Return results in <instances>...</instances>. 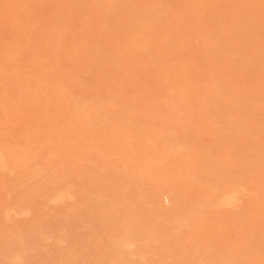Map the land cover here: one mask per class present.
Here are the masks:
<instances>
[{
    "label": "rangeland",
    "instance_id": "1",
    "mask_svg": "<svg viewBox=\"0 0 264 264\" xmlns=\"http://www.w3.org/2000/svg\"><path fill=\"white\" fill-rule=\"evenodd\" d=\"M13 1L0 0V264H264V0Z\"/></svg>",
    "mask_w": 264,
    "mask_h": 264
},
{
    "label": "bare ground",
    "instance_id": "2",
    "mask_svg": "<svg viewBox=\"0 0 264 264\" xmlns=\"http://www.w3.org/2000/svg\"><path fill=\"white\" fill-rule=\"evenodd\" d=\"M2 1H5V0H2ZM7 1H8V0H6V3H7ZM10 1H11V0H10ZM14 1H15V0H14ZM14 1H13V3H14ZM18 1H19V0H18ZM18 1H16V2H18ZM56 1H57V0H56ZM65 1H66V0H65ZM65 1H64V2H65ZM67 1H68V0H67ZM67 1H66V2H67ZM88 1H90V3L93 2V1L91 2V0H86V2H88ZM106 1H107V0H105V3H106ZM111 1H112V0H111ZM115 1H116V0H115ZM20 2H21V0H20ZM84 2H85V1H84ZM94 2H95V1H94ZM99 2H101V1H99ZM102 2H104V1H102ZM4 3H5V2H4ZM58 3H59V2H58ZM95 3H96V2H95ZM97 3H98V2H97ZM117 3H118V2H116V3H114V4H117ZM18 4H19V2H18ZM53 4H54V3H53ZM60 4H61V3H60ZM83 4H84V3H83ZM99 4H100V3H99ZM108 4H109V3H108ZM114 4H113V2H112V4L110 3V5H112V6H113ZM68 5H69V4H68ZM89 5H90V4H89ZM89 5H88V6H89ZM97 5H98V4H97ZM0 6H1V5H0ZM6 6H9V5H6ZM10 6H12V4H11ZM14 6H15V8L17 7L16 5H14ZM93 6H94V8H95V7H96V4L93 5ZM100 6H101V5H100ZM105 6H106V5L104 4L103 7H105ZM116 6H118V5H116ZM1 7H2V6H1ZM4 7H5V6H4ZM22 7H23V6H22ZM26 7H27V4H26ZM53 7H54V6H53ZM84 7H85V6H84ZM84 7H83V9H84ZM97 7H98V6H97ZM5 8H6V7H5ZM10 8L13 9L12 7H10ZM28 8H29V7H28ZM57 8H58V7H57ZM90 8H91V6H90ZM90 8H88V9H90ZM101 8H102V7H101ZM101 8H98V9L101 10ZM113 8H115V6L112 7V9H113ZM16 9L19 10L18 8H16ZM22 9H23V8H22ZM65 9H66V8H65ZM65 9H64V10H65ZM91 9H92V8H91ZM91 9H90V11H91ZM95 9H97V8H95ZM110 9H111V8H110V6H109V10H110ZM116 9H117V8H116ZM116 9H115V10H116ZM7 10L9 11L8 8H7ZM24 10H25V8H24ZM59 10H60V8H59ZM62 10H63V4H62ZM70 10H71V9H70ZM84 10H86V9H84ZM92 10H93V9H92ZM104 10H105V9H104ZM104 10H102V13L100 12L102 15H103V11H104ZM107 10H108V9H106V11H107ZM8 11H7V12H8ZM29 11H31V10L29 9ZM95 11H96V10H95ZM106 11H105V12H106ZM118 11H119V10H118ZM121 11H122V10H121ZM121 11H120V12H121ZM124 11H126V13L128 12V10H125V9H124ZM11 12L15 13V9H14V11L12 10ZM16 12H17V11H16ZM20 12H21V11H20ZM26 12H27V10H26ZM52 12H53V11H52ZM64 12H65V11H64ZM84 12H85V11H83V13H84ZM86 12H87V10H86ZM88 12H89V10H88ZM97 12H98V11H97ZM105 12H104V14H106ZM108 12H109V11H108ZM108 12H107V13H108ZM9 13H10V12H9ZM21 13H22V12H21ZM21 13H20V14H21ZM28 13H29V12H28ZM58 13H59V11H58ZM66 13H67V12H66ZM69 13H71V12H69ZM118 13H119V12H118ZM118 13H117V14H118ZM123 13H124V12H123ZM123 13H122V15H125V13H124V14H123ZM129 13H130V12H129ZM20 14H19V15H20ZM22 14H23V13H22ZM22 14H21V15H22ZM53 14H54V13H53ZM63 14H64V13H63ZM71 14H72V13H71ZM85 14H86V13H85ZM85 14H84V15H85ZM87 14H88V13H87ZM93 14H98V13L94 12ZM101 14L97 15V17H98V16L101 17V16H100ZM115 14H116V13H115ZM117 14H116V15H117ZM17 15H18V14H17ZM80 15H81V14H80ZM90 15H91V14H90ZM119 15H120V14H119ZM122 15H121V17H123ZM128 15H131L130 17H132L133 14H128ZM128 15H127V16H128ZM63 16H64V15H63ZM72 16H73V15H72ZM75 16H77V14H76ZM78 16H79V15H78ZM92 16H96V15H92ZM106 16H107V15H106ZM109 16H110V15H109V13H108V16H107V17H109ZM114 16H115V15H114ZM125 16H126V15H125ZM83 17H84V16H83ZM85 17H86V15H85ZM88 17H89V16H88ZM90 17H91V16H90ZM128 17H129V16H128ZM128 17H127V18H128ZM133 17H134V16H133ZM55 18H56V17H55ZM68 18H70V16H68ZM80 18H81V16H80ZM91 18H92V17H91ZM101 18H105V17L103 16V17H101ZM115 18H118V17H115ZM134 18L136 19V17H134ZM66 19H67V18H66ZM71 19H72V18H71ZM94 19H96V18H94ZM97 19H99V18H97ZM59 20H60V18H59ZM62 20H63V19H62ZM67 20L70 21L69 19H67ZM67 20H66V21H67ZM80 20H81V19H80ZM87 20H88V18H87ZM100 20H101V22H102V20H103L104 22H106V19H105V20H104V19H100ZM107 20H109V18H108ZM116 20H118V19H116ZM124 20H126V19H124ZM34 21H35V20H34ZM49 21H50V20H49ZM57 21H58V19H57ZM89 21H90V20H89ZM112 21H114V20H112ZM134 21H135V20H134ZM136 21H138V20H136ZM29 22H30V21H29ZM60 22H61V20H60ZM86 22H87V21H86ZM98 22H99V20H98ZM104 22H103V23H104ZM118 22H119V21H118ZM120 22H121V21H120ZM126 22H127V21H125V25L128 24V23H126ZM33 23H34V22H33ZM90 23H91V22H90ZM96 23H97V22H96ZM96 23H95V21H94V22L92 21V24H96ZM133 23H135V22H133ZM133 23H131L132 26L136 25V24L133 25ZM139 23H140V22H139ZM45 24H46V23H45ZM58 24H59V23H58ZM109 24H110V23H109ZM109 24H108V26H110ZM111 24H112V23H111ZM115 24H116V23H115ZM115 24L113 23L114 26H115ZM131 24H130V26H131ZM47 25H48V23H47ZM47 25L45 26V28L47 27ZM84 25H85V24H84ZM88 25H89V24H88ZM90 25H91V24H90ZM103 25H104V24H103ZM105 25H107V24L105 23ZM116 25H117V24H116ZM120 25H121V23H120ZM138 25H139V24H138ZM64 26H65V25H64ZM64 26H63V27H64ZM80 26H81V25H80ZM85 26H87V25H85ZM92 26H93V25L89 26V28L92 27ZM96 26H98V25H96ZM100 26H102V24H101ZM65 27H66V26H65ZM81 27H82V26H81ZM94 27H95V26H94ZM124 27H125V26H124ZM127 27H128V25H127ZM127 27H126V28H127ZM139 27H140V26H138V28H139ZM49 28H50V27H49ZM57 28H58V27L56 26V29H57ZM89 28H88L87 30L90 31L91 28H90V29H89ZM95 28H98V27H95ZM119 28H121V27H119ZM119 28H116V29H119ZM131 28H132V27H131ZM153 28H154V27L152 26V28H150V29H153ZM156 28H157V27H156ZM162 28H163V27H162ZM59 29H60V31H61V25H60ZM92 29H93V27H92ZM92 29H91V30H92ZM101 29H102V28H101ZM110 29H111V27H110ZM129 29H130V28H129ZM145 29H146V28H145ZM158 29H159V31L161 30L160 28H158ZM158 29H157V30H158ZM82 30H84V29H82ZM98 30H99V29H97L96 31H98ZM103 30H106V28H105V29L103 28ZM122 30H124V28H122ZM135 30H136V29H135ZM141 30H143V29L141 28ZM155 30H156V29H155ZM155 30L153 29V30H151V31H155ZM167 30H168V29H167ZM60 31H59V32H60ZM65 31H66V30H65ZM67 31H68V29H67ZM113 31H114V30H113ZM119 31H120V33H121V30H119ZM119 31H117V32L119 33ZM128 31H129V30H128ZM130 31H131V30H130ZM168 31H169V30H168ZM59 32H58V33H59ZM61 32H62L61 34H63V31H61ZM83 32L86 33L85 31H83ZM93 32H94V29H93V31H92L91 33H93ZM123 32H124V31H122V33H123ZM125 32H127V31H125ZM133 32H134V31H133ZM145 32H146V31H145ZM165 32H167V31H165ZM56 33H57V32H56ZM70 33H71V32H70ZM70 33H69V34H70ZM89 33H90V32H89ZM99 33H100V32H99ZM102 33H103V32H102ZM104 33H105V31H104ZM106 33H107V35L109 34V32H107V30H106ZM106 33H105V34H106ZM110 33L113 34L112 31H111ZM148 33H152V32H148V31H147L145 35H148ZM158 33L163 34L162 32H158ZM48 34H49V33H48ZM54 34H55V32L53 33V35H54ZM71 34H72V33H71ZM71 34H70V35H71ZM78 34H82V35H81V39L83 40V37H82V36H84V34H83V33H78ZM114 34H115V33H114ZM114 34H113L112 36H115ZM59 35H60V33H59ZM63 35H64V34H63ZM63 35H62V36H63ZM73 35H74V34H73ZM75 35L78 36L77 34H75ZM85 35L87 36V34H85ZM88 35H89V34H88ZM96 35L98 36V34H96ZM96 35H95V37H97ZM103 35H104V34H103ZM103 35H102V36H103ZM109 35H110V34H109ZM120 35H121V36H124L125 34H124V35L120 34ZM120 35H118V36H120ZM143 35H144V33H143ZM143 35H142V36H143ZM145 35H144V36H145ZM156 35H157V33H156ZM156 35H155V36H156ZM47 36H48V35H47ZM55 36H56V35H55ZM57 36H58V35H57ZM60 36H61V35H60ZM79 36H80V35H79ZM100 36H101V34H100ZM118 36H117V37H118ZM121 36H120V37H121ZM134 36L136 37V39L139 38V37H137V34L134 35ZM134 36H132V37L135 38ZM153 36H154V35H153ZM50 37H51V36H50ZM64 37H65V36H64ZM66 37H67V36H66ZM104 37H106V35H105ZM104 37H102V38H104ZM107 37H108V36H107ZM109 37H110V36H109ZM109 37H108V38H109ZM125 37H126V36H125ZM146 37H147V36H146ZM167 37H168V36H167ZM55 38H56V37H55ZM60 38H61V37H60ZM62 38H63V37H62ZM72 38H73V37H72ZM72 38H71V39H72ZM78 38H79V37H78ZM78 38H77V39H78ZM87 38H88V37H87ZM91 38H92V34H91ZM93 38H94V37H93ZM93 38H92V39H93ZM98 38H99V36H98ZM121 38H122V37H121ZM123 38H124V37H123ZM143 38H144V37H143ZM154 38H155V37H154ZM154 38H152V39L155 41ZM52 39H54V38H52ZM79 39H80V38H79ZM85 39H86V37H85ZM104 39H105V38H104ZM113 39H115V38H113ZM117 39L120 40L119 38H117ZM152 39H151V41H153ZM160 39H161V38H160ZM60 40H61V39H60ZM62 40H64V39H62ZM68 40H70V39H68ZM74 40H75V39H74ZM74 40H73V41H74ZM86 40H87V39H86ZM86 40H85V41H86ZM94 40H95V39H94ZM98 40H99V39H98ZM101 40H102V39H101ZM115 40H116V39H115ZM118 40H117V41H118ZM138 40H139V39H138ZM138 40H137V41H138ZM147 40H148V39H147ZM52 41H53V40H52ZM54 41H55V39H54ZM73 41H72V42H73ZM75 41H76V40H75ZM88 41H91V40L89 39V40H87L86 42H88ZM95 41H97V40H95ZM102 41L104 42V40H102ZM109 41H110V40H109ZM124 41L126 42V40H122V41L120 40V42H123V43H124ZM139 41H140V40H139ZM151 41H149V42H151ZM167 41H171V40H168V39H167ZM72 42H71V43H72ZM81 42H83V45H84V43H86V42H84V41H81ZM98 42L100 43V40H99ZM98 42H97V43H98ZM111 42H112V40H111ZM114 42H116V41H113V43H114ZM127 42H128V41H127ZM132 42H133V41H132ZM59 43H60V41H59ZM59 43H58V44H59ZM62 43H64V41H62ZM65 43H66V42H65ZM89 43H90V42H89ZM91 43H92V42H91ZM95 43H96V42H95ZM116 43H119V42H116ZM116 43H115V44H116ZM139 43H140V42H139ZM175 43H176V42H175ZM175 43H174V44H175ZM67 44H68V43H67ZM72 44H73V43H72ZM74 44H75V43H74ZM77 44L79 45L80 43H77ZM86 44H87V43H86ZM101 44H102V42H101ZM103 44H104V43H103ZM106 44H107V43H106ZM109 44H110V43H109ZM109 44L106 45V46L109 47ZM119 44H120V43H119ZM119 44H118V45H119ZM127 44H129V43H127ZM131 44H132V43H131ZM146 44H148V43H146ZM152 44H154V43H152ZM170 44H171V43H170ZM54 45H55V44H54ZM59 45H61V44H59ZM63 45H65V44H63ZM88 45H89V44H88ZM98 45H99V44H98ZM98 45H97V47H98ZM116 45H117V44H116ZM154 45L156 46V43H155ZM154 45L151 46V47L153 48ZM157 45H159V44H157ZM161 45H163V43H162ZM168 45H169V44H168ZM69 46H70V49H71V48H72L71 45H69ZM75 46H76V45H75ZM75 46H74V47H75ZM85 46H86V45H85ZM93 46H94V45H93ZM95 46H96V45H95ZM119 46H120V47H121V46L123 47L124 45L122 44V45H119ZM133 46H134V45H133ZM149 46H150V45H149ZM164 46H165V43H164ZM170 46H172V45H169V48H170ZM173 46H174V45H173ZM57 47H58V46H57ZM86 47H87V46H86ZM89 47H90V46H89ZM91 47H92V45H91ZM97 47H93L94 50H95V48L97 49ZM108 47H107V50H108L109 48H111V47H115V46L110 45V47H109V48H108ZM126 47H127V46H126ZM126 47H125V49H124V48H123V49L126 50V49L128 48V47H127V48H126ZM135 47H136V46H135ZM151 47H150V50L152 49ZM159 47H160V46H158L157 48H159ZM176 47H177V46H176ZM81 48H82V46H81ZM84 48H85V47H83L82 50H83ZM115 48H116V47H115ZM115 48H114V49H115ZM136 48H138V47H136ZM145 48H147V47H145ZM148 48H149V47H148ZM154 48H156V47H154ZM166 48H167V46H166ZM58 49H59V48H58ZM60 49H61V48H60ZM85 49H86V48H85ZM89 49H92V48H89ZM111 49H112V48H111ZM114 49H113V50H114ZM116 49H117V48H116ZM116 49H115V50H116ZM128 49H129V48H128ZM130 49H132V48H130ZM173 49H174V48H173ZM75 50H77V49L75 48ZM75 50H74V51H73V50H70V51L75 52ZM94 50H93V51H94ZM115 50H114V51H115ZM118 50H120V52L123 51V50H121L120 48H119ZM118 50H117V51H118ZM148 50H149V49H148ZM158 50H160V48H159V49H154V50H151V51H152V52H153V51H154V52L157 51V54H158V52H159ZM162 50H163V49H162ZM164 50H165V48H164ZM167 50H168V49H167ZM59 51H62V50H59ZM64 51H65V50H64ZM80 51H81V49H80ZM91 51H92V50H91ZM98 51H99V48H98ZM108 51H109V50H108ZM127 51H128V50H127ZM129 51H131V50H129ZM132 51H133V50H132ZM134 51H135V50H134ZM137 51L139 52V49H137ZM143 51H144V50H143ZM151 51H150V52H151ZM168 51H170V50H168ZM57 52H58V51H57ZM86 52H87V51H85V53H86ZM110 52H112V50H111ZM110 52H108V53H110ZM154 52H153V53H154ZM164 52H165V51H163V53H164ZM166 52H167V51H166ZM75 53H76V52H75ZM80 53H81V52H80ZM83 53H84V51H83ZM87 53H89V51H88ZM90 53H91V52H90ZM90 53H89L88 55L85 54V56H86V57L89 56ZM95 53H98L97 50H96ZM95 53H94V54H91V55H92V56H93V55H94V56L97 55V54H95ZM113 53H114V52H113ZM115 53H116V54H115ZM115 53H114L115 56H117V53H119V52H115ZM123 53L125 54V53H127V52H123ZM130 53H132V52H130ZM144 53H146V52H144ZM144 53H143V55H144ZM163 53H161V54L163 55ZM169 53H170V52H169ZM172 53H173V52H171L170 54H172ZM57 54H58V53H57ZM119 54H120V53H119ZM132 54H134V53H132ZM132 54H130V55L132 56ZM135 54H137V52H136ZM139 54H140V53H139ZM141 54H142V53H141ZM146 54H147V53H146ZM161 54H160V55H161ZM164 54H165V53H164ZM76 55H77V53H76ZM79 55H81V54H79ZM79 55H77V56H79ZM107 55H108V54H107ZM107 55H106V56H107ZM130 55H128V56L126 55V58H128L127 61L130 60V59H129V58H130V57H129ZM147 55H148V54H147ZM154 55H156V54H154ZM154 55L152 54L151 56L154 57ZM158 55H159V54H158ZM56 56H58V55H56ZM119 56H120V55H119ZM124 56H125V55H124ZM124 56H123V57H124ZM148 56H149V55H148ZM109 57H110V54H109ZM109 57H108V58H109ZM120 57H122V56H120ZM134 57H135V56H134ZM134 57H133V58H134ZM142 57H143V56H142ZM163 57H164V56H163ZM163 57H162V58H163ZM166 57H167V55H166ZM169 57H170V55H169ZM92 58H93V57H92ZM108 58H107V60H108ZM110 58H111V57H110ZM114 58H115V57H113V60H115ZM126 58H120V59L125 60ZM136 58H137V57H136ZM140 58H141V57H140ZM144 58H147V56H144ZM164 58H165V57H164ZM57 59H58V58H57ZM116 59H118V58H116ZM131 59H132V58H131ZM134 59H135V58H134ZM147 59H148V58H147ZM151 59H152V58H151ZM155 59H157L156 56H155ZM86 60H87V58H86ZM86 60H85V61H86ZM90 60H91V59H88V62H87V61H86V62L89 64V61H90ZM110 60H111V59H110ZM110 60H108V61L110 62ZM139 60H140V59H139ZM139 60H138L139 63L142 62V61H139ZM144 60H145V59H144ZM153 60H154V58H153ZM153 60H152V61H153ZM78 61H80V60H78ZM82 61H83V60H82ZM116 61H117V60H115V63H116ZM131 61H132V60H131ZM131 61H130L131 65L134 66V65H133L134 63H132ZM155 61H158V60H155ZM171 61H172V59H171ZM54 62H55V61H54ZM122 62H123V61H122ZM133 62H135V61H133ZM165 62H167V61H165ZM79 63H80V62H79ZM130 63H129V64H130ZM139 63H136V64H139ZM153 63H154V61H153ZM155 63H156V62H155ZM157 63H158V62H157ZM162 63H164V62H162ZM169 63H170V62H169ZM169 63H168V64H169ZM182 63H184V62H182ZM57 64H58V63H57ZM59 64H60V63H59ZM82 64H83V62L81 63V65H82ZM117 64H118V66H121V65H119V64H120L119 62H118ZM143 64H144V63H143ZM148 64H149V63H148ZM148 64H147V66H151V65H153V64H151V65H148ZM166 64H167V63H166ZM125 65H126V64H125ZM163 65H164V64H163ZM163 65H162V66H163ZM181 65H183V64H181ZM84 66H85V65H84ZM129 66H130V65H129ZM129 66H125V67H129ZM142 66H144V65H142ZM142 66H138V67H142ZM158 66H161V64H160V65L158 64ZM167 66H168V65H167ZM78 67H80V66H78ZM169 67H170V66H169ZM190 67H191V66H190ZM190 67H189V68H190ZM135 68H136V67H135ZM135 68H134V69H135ZM187 68H188V67H187ZM69 69H70V68H69ZM74 69H76L75 66H74ZM126 69H127V68H126ZM134 69H132V70H134ZM138 69L140 70V68H138ZM143 69H144V68H143ZM143 69H142V70H143ZM149 69H150V72H151V70H153L154 67H153V68H149ZM155 69L157 70V67H155ZM155 69H154V70H155ZM159 69H160V68H159ZM161 69H162V68H161ZM161 69H160L159 71H161ZM163 69H164V68H163ZM182 69H183V68H182ZM190 69H192V68H190ZM77 70H78V69H77ZM120 70L122 71V69H120ZM129 70H130V69H129ZM164 70H166V67H165ZM169 70H170V69H169ZM193 70L195 71V69H193ZM74 71H75V70H74ZM130 71H131V70H130ZM134 71L137 72L136 69H135ZM140 71H141V70H140ZM140 71H139V72H140ZM143 71H145V70H143ZM190 71H192V70H190ZM58 72H59V71H58ZM60 72H61V71H60ZM98 72H99V71H98ZM152 72H153V71H152ZM162 72H163V71H162ZM162 72H161V73H162ZM170 72H171V71H170ZM188 72H189V71H188ZM188 72H187V73H188ZM192 72H193V71H192ZM61 73H62V72H61ZM137 73H138V72H137ZM159 73H160V72H159ZM177 73L179 74V76H180L181 79H182V74H180V72H177ZM182 73H184V72H182ZM189 73H190L189 75H191V72H189ZM193 73H194V72H193ZM195 73H196V71H195ZM142 74H143V72H142ZM150 74H151V73H150ZM153 74H154V73H153ZM164 74H165V73H164ZM175 74H176V73H175ZM218 74H219V73H218ZM58 75H59V74H58ZM60 75H62V74H60ZM126 75H127V74H126ZM151 75H152V74H151ZM166 75H167V74H166ZM158 76H159V75H158ZM192 76H195V74H192ZM216 76H218V75H216ZM129 77H130V76H129ZM160 77H164V75H163V76L161 75ZM175 77H176V79L178 78L177 76H175ZM164 78H165V77H164ZM164 78H163V79H164ZM166 78H167V77H166ZM206 78H208V77H206ZM211 79H214V78H211ZM206 80H208V79H206ZM58 81H59V80H58ZM161 81H162V80H161ZM161 81H160L159 83H161ZM200 81H202V80L200 79ZM203 81H204V80H203ZM209 81H211V80H209ZM59 82H61V81H59ZM172 82H173V81H172ZM172 82H171V83H172ZM181 82H182V81H181ZM204 82H205V81H204ZM207 82H208V81H207ZM159 83H158V84H159ZM163 83L165 84L166 82L164 81ZM55 84H56V83H55ZM180 84H182V83H180ZM225 84H226V83H225ZM59 85H60V83H59ZM63 85H64V84H63ZM176 85H177V83H176ZM198 85H199V84H196V86H198ZM201 85H202V84H201ZM205 85L207 86V84H205ZM214 85H216V83H214ZM219 85H220V84H219ZM65 86H66V85H65ZM65 86H64V87H65ZM154 86H156V85H154ZM159 86H162V84H160ZM165 86H166V84H165ZM208 86H209V85H208ZM64 87H63V90H64ZM141 87H142V86H141ZM202 87H203V86H201V88H202ZM56 88H57V84H56ZM56 88H55V89H56ZM60 88H61V85H60ZM65 88H66V87H65ZM153 88H154V87H153ZM156 88H159V87H156ZM163 88H165V87H163ZM179 88H181V87H179ZM185 88H187V87H185ZM193 88H196V87H193ZM203 88H206V87L204 86ZM207 88H208V87H207ZM216 88H217V87H216ZM231 88H234V87H231ZM58 89H59V88H57V90H58ZM165 89H166V88H165ZM175 89H176V88H175ZM66 90H67V89H66ZM179 90H180V89H178V91H179ZM182 90H183V89H182ZM190 90H193V89L191 88ZM190 90L187 89L186 91H190ZM220 90H221V89H220ZM222 90H224V89H222ZM225 90H226V89H225ZM58 91H59V90H58ZM61 91H62V90H61ZM61 91H60V92H61ZM68 91H69V90H68ZM193 91H194V90H193ZM204 91H206V90L204 89ZM227 91L230 92L228 89H227ZM238 91H239V90H238ZM60 92H59V93H60ZM62 92H63V91H62ZM221 92H222V91H221ZM221 92H220V93H221ZM240 92H241V91H240ZM71 93H72V92H71ZM225 93H226V92H225ZM235 93H236V92H235ZM73 94H74V93H73ZM73 94H72V97H73ZM242 94H243V93H242ZM58 95H59V94H58ZM60 95H61V94H60ZM65 95H66V94H65ZM224 95H226V94H224ZM232 95H233V93H232ZM63 96H64V95H63ZM67 96H68V95H67ZM67 96H65V98H66ZM243 96H244V95H243ZM70 97H71V96H70ZM72 97H71V98H72ZM56 98H57V97H56ZM56 98H55V99H56ZM63 98H64V97H62V99H63ZM67 98H69V96H68ZM73 98H74V97H73ZM53 99H54V97H53ZM58 99H59V98H58ZM241 99H242V98H241ZM59 100H60V99H59ZM74 100H75V99H74ZM74 100H73V101H74ZM104 100H105V99H104ZM235 100H236V98H235ZM235 100H234V101H235ZM247 100H249V98H248ZM56 101H57V99H56ZM69 101H70V99H69ZM71 101H72V99H71ZM77 101H78V100H77ZM83 101H84V100H83ZM238 101H240V100H238ZM241 101H242V100H241ZM74 102H75V101H74ZM74 102H73V103H74ZM222 102H223V101H222ZM224 102H225V101H224ZM230 102H231V101H230ZM78 103H79V102H78ZM80 103H82V102L80 101ZM95 103H96V102H95ZM95 103H94V104H95ZM233 103H235V102H233ZM236 103H237V102H236ZM240 103H241V102H240ZM69 104H70V102H69ZM229 104H230V103H229ZM59 105H61V103H60ZM79 105H80V104H79ZM81 105H82V104H81ZM106 105H107V104H106ZM230 105H231V104H230ZM54 106H55V105H54ZM56 106H57V108H59L58 105H56ZM61 106H62V105H61ZM64 106H66V104H64ZM67 106H69V105H67ZM86 106H87V105H86ZM86 106L84 107V105H83L84 109H85V108H88L89 105H88L87 107H86ZM243 106H244V105H243ZM243 106H242V107H243ZM62 107H63V106H62ZM235 107H237V106H235ZM54 108H55V107H54ZM57 108H56V109H57ZM65 108H66V107H65ZM75 108H76V107H75ZM77 108H78V107H77ZM106 108H107V107H106ZM243 108H244V107H243ZM246 108H247V107H246ZM79 109H80V108H79ZM112 109H113V108H112ZM240 109H241V108H240ZM61 110L63 111L64 108L61 109ZM68 110H70V109L68 108ZM77 110H78V109H77ZM82 110H83V109H81L80 112H81ZM85 110H86V109H85ZM57 111H59V110H57ZM62 111H61V112H62ZM64 111H65V110H64ZM83 111H84V110H83ZM110 111H111V110H110ZM248 111H250V110H248ZM59 112H60V111H59ZM59 112H58V113H59ZM66 112H68V111L66 110ZM69 112H71V111H69ZM254 113H256V112H254ZM95 114H96V113H95ZM252 114H253V113H252ZM259 114H262V113H259ZM66 115H67V114H66ZM66 115H64V116H65V118L67 119V116H66ZM69 115H70V114H69ZM69 117H70V116H68V118H69ZM81 117H82V116H81ZM96 117H97V116H96ZM263 117H264V116H263ZM254 118H255V117H254ZM69 119H70V118H69ZM258 119H259V118H258ZM260 119H261V118H260ZM67 120H68V119H67ZM261 120H262V119H261ZM256 121H258V120H256ZM65 122H66V120H65ZM67 122H69V121H67ZM259 122H261V121L259 120ZM256 123H257V122H256ZM69 124H71V123H69ZM69 124H68V125H69ZM259 124H260V123H259ZM257 125H258V124H256V128H257ZM261 125H262V122H261ZM245 126H247V125H245ZM248 126L250 127V125H248ZM258 126H260V125H258ZM67 127H68V126H67ZM69 127H70V126H69ZM256 128L253 127V130L255 131ZM260 128H261V127H260ZM263 129H264V128H263ZM260 130H261V129H260ZM68 131H69V130H68ZM119 131L121 132L122 129H120ZM123 131H124V130H123ZM258 132H259V131H258ZM255 133H256V135L261 134L260 132H259V133L255 132ZM117 134H119V132H118ZM121 135L125 136V134H122V133H121ZM256 135H255V136H256ZM123 136H122V137H123ZM259 137H260V136H259ZM120 138H121V136H120ZM64 140H65V139H64ZM65 144H66V143H65ZM61 146H63V147H62V148H63V151L65 150L64 148L67 149V146L64 147V144L61 145ZM61 146H59V147H61ZM163 146H164V145L162 144V149H163ZM54 148H57V147L54 146ZM167 148H168V150L171 149V148H169L168 146L166 147V145H165V150H166ZM32 149H33V148H32ZM57 149H58V151L60 150L59 148H57ZM57 149H56V150H57ZM33 150H34V149H33ZM30 151H31V150H30ZM30 151H28V152L30 153ZM53 151H55V150L53 149L52 152H53ZM65 151H66V150H65ZM163 151H164V150H163ZM173 151H174V150H173ZM173 151H172V152H173ZM28 152H27V154H28ZM31 152H32V151H31ZM52 152H50V153H52ZM56 152H57V151H56ZM0 153H1V152H0ZM3 153H4V152H3ZM3 153L0 154V155H1V156H0V161H1V157H3V158H2V163L4 162L3 165L9 167V165H7V163H6V159H4L5 157H4V154H3ZM24 153H25V152H24ZM57 153H58V152H57ZM59 153H60V152H59ZM163 153H164V152H163ZM165 153H167V151H166ZM30 154H31V153H30ZM30 154H29V155H30ZM53 154H55V152H53ZM2 155H3V156H2ZM10 155H11V154H10ZM31 155H32V154H31ZM33 155H34V154H33ZM33 155H32V156H33ZM56 155H57V154H56ZM56 155H54V156L51 155V156L55 157ZM32 156H30V157H32ZM53 157H52V158H53ZM13 159H14V158H13ZM3 160H5V161H3ZM13 161H14V160H13ZM0 163H1V162H0ZM2 163H1L0 167L2 166V168L5 169V168H4L5 166H3ZM10 169H12V167H11ZM62 186H63V185H62ZM67 186H68V185H67ZM4 187H5V186H4ZM68 187H69V186H68ZM2 188H3V187H2ZM61 188H62V187H61ZM62 189H63V188H62ZM58 190H59V188H58ZM58 190L56 189L57 192H58ZM59 191H60V190H59ZM68 191H70V190L68 189ZM61 193H62V192H61ZM61 193H60V194H61ZM57 194H58V193H57ZM57 194H55V195H57ZM8 195H10V192L8 193ZM62 196H63V195H62ZM62 196H60L61 199H62V198L64 199V196H63V197H62ZM59 199H60V198H59ZM63 199H62V200H63ZM58 201H59V200H58ZM60 201H61V200H60ZM230 204H231V203H230ZM8 207H9V205H8ZM8 207H6V208H8ZM27 208H28V207H27ZM27 208H26V209H27ZM22 209H23V207H22ZM22 209H21V210H22ZM1 210L3 211V209H1ZM4 210H5V209H4ZM21 210H19V211H21ZM7 211L9 212V210H7ZM23 211H24V209H23ZM23 211H21V213H22ZM5 212H6V211H5ZM8 212H7V213H8ZM11 212H12V211H11ZM9 213H10V212H9ZM15 213H17V212H15ZM23 213H24V212H23ZM10 214H11V213H10ZM7 215H8V214H7ZM4 216H6V213H5ZM7 219H8V218H7ZM61 234H62V233H61ZM61 236H62V235H61ZM18 254H19V253H18ZM15 257H16V256H15ZM19 258H20V257H19Z\"/></svg>",
    "mask_w": 264,
    "mask_h": 264
}]
</instances>
